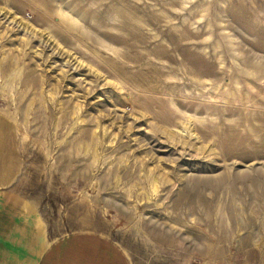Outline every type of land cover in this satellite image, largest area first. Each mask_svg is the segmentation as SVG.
<instances>
[{"label":"rangeland","instance_id":"374dc122","mask_svg":"<svg viewBox=\"0 0 264 264\" xmlns=\"http://www.w3.org/2000/svg\"><path fill=\"white\" fill-rule=\"evenodd\" d=\"M4 221L264 264V0H0Z\"/></svg>","mask_w":264,"mask_h":264},{"label":"crops","instance_id":"0c3cea01","mask_svg":"<svg viewBox=\"0 0 264 264\" xmlns=\"http://www.w3.org/2000/svg\"><path fill=\"white\" fill-rule=\"evenodd\" d=\"M7 228L0 237V264H131L118 245L95 232L58 238L46 248L36 227L32 232L23 227L19 233L13 227L6 232Z\"/></svg>","mask_w":264,"mask_h":264}]
</instances>
